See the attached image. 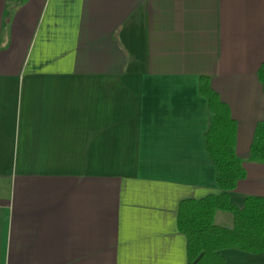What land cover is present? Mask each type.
Instances as JSON below:
<instances>
[{"label":"crops","instance_id":"obj_1","mask_svg":"<svg viewBox=\"0 0 264 264\" xmlns=\"http://www.w3.org/2000/svg\"><path fill=\"white\" fill-rule=\"evenodd\" d=\"M263 64L264 0H0V264H190L179 206L219 193L201 78L241 206L264 197Z\"/></svg>","mask_w":264,"mask_h":264},{"label":"trees","instance_id":"obj_2","mask_svg":"<svg viewBox=\"0 0 264 264\" xmlns=\"http://www.w3.org/2000/svg\"><path fill=\"white\" fill-rule=\"evenodd\" d=\"M258 77L264 90V64ZM200 90L209 101L206 144L216 167L219 193L181 202L178 227L187 239L190 264H228L222 255L225 250L264 253V197L247 196L241 206L231 200V193L246 178L244 162L236 152L237 124L209 78H201ZM249 160L264 166V121L255 130ZM219 212L232 214V228L215 224Z\"/></svg>","mask_w":264,"mask_h":264},{"label":"rangeland","instance_id":"obj_3","mask_svg":"<svg viewBox=\"0 0 264 264\" xmlns=\"http://www.w3.org/2000/svg\"><path fill=\"white\" fill-rule=\"evenodd\" d=\"M215 224L225 228L233 227V216L228 212H219L216 215Z\"/></svg>","mask_w":264,"mask_h":264}]
</instances>
